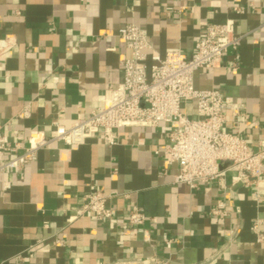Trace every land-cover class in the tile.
<instances>
[{"label": "crops", "instance_id": "crops-1", "mask_svg": "<svg viewBox=\"0 0 264 264\" xmlns=\"http://www.w3.org/2000/svg\"><path fill=\"white\" fill-rule=\"evenodd\" d=\"M228 19L241 45L222 65L198 70L195 85L218 87L242 105L243 113L227 111L226 125L258 150L264 0H0V45H10L0 55L1 130L26 146L31 135H53L55 122L68 127L101 107L123 81L130 51L118 30L129 23L159 53L191 57L206 25ZM186 109L198 116L193 103ZM167 130L123 127L116 144L100 136L79 146L52 141L23 169L0 171V264H264V237L257 241L251 230L264 221V180L235 183L231 173L225 187L175 183L179 167L163 151ZM95 189L112 218L78 215ZM219 203L225 216L213 212ZM136 209L147 220L133 227L127 217ZM169 237L177 240L171 247Z\"/></svg>", "mask_w": 264, "mask_h": 264}, {"label": "built area", "instance_id": "built-area-1", "mask_svg": "<svg viewBox=\"0 0 264 264\" xmlns=\"http://www.w3.org/2000/svg\"><path fill=\"white\" fill-rule=\"evenodd\" d=\"M244 12V7H236ZM118 35L130 53L122 61L123 81L111 89L110 96L90 116H79L70 126L55 122L51 136L31 135L28 144L12 141L0 127V171L21 170L38 159V152L52 141H62L69 146L85 144L100 136L108 144L119 140L123 127L157 128L168 126L164 154L169 166L178 165L175 183H186L196 188L199 183H218L225 187L229 174L233 181L246 185L264 180V145L253 149L247 139L232 132L226 125V113H243L242 105L233 103L218 87L201 89L195 85V74L202 68L222 65L225 54L237 50L242 36L235 33V21L208 23L194 43V52L188 57L180 49L161 54L154 50L146 31L136 23L119 28ZM10 48L0 45V55ZM0 66L2 61L0 59ZM193 103L198 116H191L186 105ZM247 116V115H246ZM257 199L261 198L258 190ZM106 195L95 189L83 197L78 215L89 213L98 221L113 216ZM221 203L214 209L221 211ZM129 225L141 226L147 216L140 210H131ZM264 221L258 219L251 226L257 241L264 237ZM177 241L166 238L171 247Z\"/></svg>", "mask_w": 264, "mask_h": 264}]
</instances>
